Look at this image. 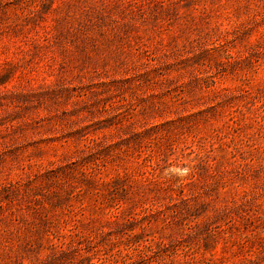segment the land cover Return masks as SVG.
Masks as SVG:
<instances>
[{
    "label": "rangeland",
    "instance_id": "rangeland-1",
    "mask_svg": "<svg viewBox=\"0 0 264 264\" xmlns=\"http://www.w3.org/2000/svg\"><path fill=\"white\" fill-rule=\"evenodd\" d=\"M0 264H264V0H0Z\"/></svg>",
    "mask_w": 264,
    "mask_h": 264
}]
</instances>
